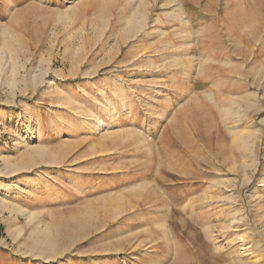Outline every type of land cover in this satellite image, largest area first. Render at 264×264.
<instances>
[{
    "label": "rangeland",
    "instance_id": "1",
    "mask_svg": "<svg viewBox=\"0 0 264 264\" xmlns=\"http://www.w3.org/2000/svg\"><path fill=\"white\" fill-rule=\"evenodd\" d=\"M0 264H264V0H0Z\"/></svg>",
    "mask_w": 264,
    "mask_h": 264
},
{
    "label": "bare ground",
    "instance_id": "2",
    "mask_svg": "<svg viewBox=\"0 0 264 264\" xmlns=\"http://www.w3.org/2000/svg\"><path fill=\"white\" fill-rule=\"evenodd\" d=\"M75 223V222H74ZM77 224V223H76ZM73 225V224H72Z\"/></svg>",
    "mask_w": 264,
    "mask_h": 264
}]
</instances>
